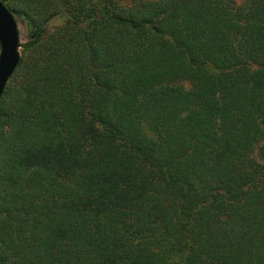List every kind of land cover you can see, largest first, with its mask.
<instances>
[{
  "label": "trees",
  "instance_id": "obj_1",
  "mask_svg": "<svg viewBox=\"0 0 264 264\" xmlns=\"http://www.w3.org/2000/svg\"><path fill=\"white\" fill-rule=\"evenodd\" d=\"M2 1L0 264H264V0Z\"/></svg>",
  "mask_w": 264,
  "mask_h": 264
},
{
  "label": "water",
  "instance_id": "obj_2",
  "mask_svg": "<svg viewBox=\"0 0 264 264\" xmlns=\"http://www.w3.org/2000/svg\"><path fill=\"white\" fill-rule=\"evenodd\" d=\"M20 36L14 13L0 0V100L20 62Z\"/></svg>",
  "mask_w": 264,
  "mask_h": 264
},
{
  "label": "rangeland",
  "instance_id": "obj_3",
  "mask_svg": "<svg viewBox=\"0 0 264 264\" xmlns=\"http://www.w3.org/2000/svg\"><path fill=\"white\" fill-rule=\"evenodd\" d=\"M235 4L240 3L241 0H233ZM18 21V30H19V36H20V54L23 50L22 44L28 41L29 38V31H30V24L25 20L21 18H17Z\"/></svg>",
  "mask_w": 264,
  "mask_h": 264
}]
</instances>
